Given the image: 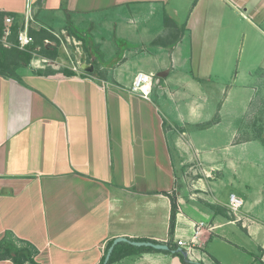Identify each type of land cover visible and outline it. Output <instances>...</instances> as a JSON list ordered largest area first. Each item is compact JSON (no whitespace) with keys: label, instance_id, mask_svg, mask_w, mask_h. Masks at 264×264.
I'll use <instances>...</instances> for the list:
<instances>
[{"label":"crops","instance_id":"0c3cea01","mask_svg":"<svg viewBox=\"0 0 264 264\" xmlns=\"http://www.w3.org/2000/svg\"><path fill=\"white\" fill-rule=\"evenodd\" d=\"M122 7L145 37L119 59L94 55L96 35L90 61L60 52L18 68L20 80L0 76V241H28L40 264H98L116 236L177 244L198 228L192 262L264 264V0H0L34 29L71 35L74 19ZM163 8L185 26L169 45L154 41L160 24L146 31ZM62 57L103 77L33 72ZM137 72L153 75L147 97L131 90ZM113 264L186 263L151 251Z\"/></svg>","mask_w":264,"mask_h":264},{"label":"trees","instance_id":"16d2710c","mask_svg":"<svg viewBox=\"0 0 264 264\" xmlns=\"http://www.w3.org/2000/svg\"><path fill=\"white\" fill-rule=\"evenodd\" d=\"M8 12L0 11V39L4 31V19L6 16H10ZM165 25L166 32L162 36L156 38L155 43H161L162 45H169L175 43L180 39L181 35L185 30V26L177 24L166 12H165ZM10 28V35L7 39L12 42L11 46H5L0 40V76L10 77L17 80H20L17 69L20 67H26L30 65V62L33 58L36 57H45L49 59L56 60L60 54L59 49V39L57 36L48 28L41 26L39 29H34L32 26L28 25V33L32 36V42L24 48H19L17 46L16 36L18 32L24 27V20L20 19V16L13 15V20L8 24ZM71 32L82 41L83 51L86 53V60L90 61L91 57H94L90 51V45L88 40L71 30ZM45 39L54 40V45H47L44 43ZM92 63H95V59L91 60ZM33 72L37 75H48L54 74L56 72H61L65 75H79L81 77H86L89 75H97L103 77V73L96 67L94 72L82 71L80 73L74 71L67 66H62L57 69L52 68L50 65L44 67L35 68ZM175 215H176V202L174 199H171V212L169 218V233H173L174 224H175ZM136 240H152L150 238H135ZM113 239L109 240L105 246L104 254L101 257L98 264H103V260L106 254V251L111 244ZM23 243L21 246L17 244L9 237H5L0 241V260H10L13 264H40L35 259L37 249L28 241L19 240ZM169 246V250H156L151 247H136L125 242H120L115 245L113 251L110 255L107 264H113L116 261H119L123 257L131 254H139L142 252H165L170 253L175 256L180 257L181 261L186 264H196L192 261H188L179 253H172L170 249H175L177 247L171 240L166 242Z\"/></svg>","mask_w":264,"mask_h":264},{"label":"rangeland","instance_id":"374dc122","mask_svg":"<svg viewBox=\"0 0 264 264\" xmlns=\"http://www.w3.org/2000/svg\"><path fill=\"white\" fill-rule=\"evenodd\" d=\"M165 12L169 15L168 9L163 8L160 12L157 11L155 16L151 18V21L146 26L149 31L157 29L160 24L161 32L166 31L165 25ZM135 12L131 8L122 7L120 9H114L109 11H102L92 15H84L74 19L77 32L87 40H92L96 35L103 37L100 44V51L94 48V55L98 54L101 57L104 55V62L109 63L111 61L120 58L121 52L119 49L128 47L129 45L140 44L145 37V30L141 27V23L135 17ZM173 17V16H172ZM173 19V18H172ZM174 20V19H173ZM66 17L62 15V19L59 22L56 19L50 20L49 23L54 29H59V23H65ZM32 26L35 24L32 23ZM60 36L59 49L61 54L64 53L76 59L79 51L83 50V43L80 39L75 37L74 34H70L69 31L61 30L54 31ZM147 34V33H146ZM85 35H88L85 36ZM73 38L79 41L78 44L73 42ZM89 41V40H88ZM122 60V58H121ZM55 67H62L63 64L69 65L68 57L59 58L58 62H51Z\"/></svg>","mask_w":264,"mask_h":264},{"label":"built area","instance_id":"2783aa9c","mask_svg":"<svg viewBox=\"0 0 264 264\" xmlns=\"http://www.w3.org/2000/svg\"><path fill=\"white\" fill-rule=\"evenodd\" d=\"M13 20L12 16L5 17V24L6 26L4 27L3 35L1 37V41L5 46H11L13 43L10 42L7 37L10 35V28L8 24L11 23ZM32 20V18L29 16L25 18V23L23 29H21L17 36V46L19 48H24L28 44L32 42V36L28 33V23L29 21ZM54 33V32H53ZM57 38L60 40V36L57 33H54ZM45 43H48L49 40L45 39ZM73 42L75 44H78L79 41H76L75 38H73ZM80 62H76V64L73 66V70L80 73L84 71L83 69L80 68ZM152 74L150 73H144V72H137L132 80L131 83V90L140 93L142 96L147 97L148 94L151 91V86H152ZM243 205V200L237 196L234 193H231L228 199V207L232 212H236L241 206ZM198 228L195 230L192 238L189 240V242L183 241V240H177V246L182 247L185 251H187L189 258H193V254L196 252L195 248V236L198 233Z\"/></svg>","mask_w":264,"mask_h":264},{"label":"water","instance_id":"95a60500","mask_svg":"<svg viewBox=\"0 0 264 264\" xmlns=\"http://www.w3.org/2000/svg\"><path fill=\"white\" fill-rule=\"evenodd\" d=\"M79 66L81 69H83L86 72H93L94 70V66L91 63L81 62ZM120 242H125V243H128L136 247L145 246V247H151L156 250H169V246L168 244H166V242H158V241H152V240H136V239L128 238L126 236H116L115 238H113L111 244L109 245L106 251L103 264L108 263V260L113 251V248L115 247L116 244ZM170 251L172 253H179L185 259H187L188 261H191V259L188 256L187 251H185L182 247L177 246L175 249H170ZM197 264H203V263L198 262Z\"/></svg>","mask_w":264,"mask_h":264}]
</instances>
